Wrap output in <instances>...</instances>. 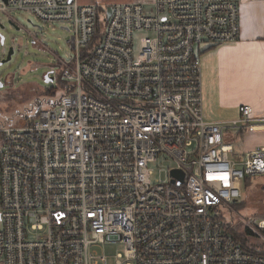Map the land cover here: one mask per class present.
Wrapping results in <instances>:
<instances>
[{
	"label": "built area",
	"instance_id": "1",
	"mask_svg": "<svg viewBox=\"0 0 264 264\" xmlns=\"http://www.w3.org/2000/svg\"><path fill=\"white\" fill-rule=\"evenodd\" d=\"M153 6L116 4L108 18L77 0H0V14L30 12L72 35L69 93L0 127V264H108L96 250L106 244L124 246L115 264H264L220 213H239L247 178L264 180V145L239 162L226 136L264 131V118L243 107L241 120L207 121L196 54L240 39V0ZM142 31L154 36L135 58ZM244 221L264 240V217Z\"/></svg>",
	"mask_w": 264,
	"mask_h": 264
},
{
	"label": "rangeland",
	"instance_id": "2",
	"mask_svg": "<svg viewBox=\"0 0 264 264\" xmlns=\"http://www.w3.org/2000/svg\"><path fill=\"white\" fill-rule=\"evenodd\" d=\"M91 1V5L103 9H109L116 4H138L147 10L154 8V0ZM0 20L4 26V29L0 26V35L4 41L2 48L0 39V127H18L21 126L22 120L28 119L29 122L35 120L39 111L48 110L49 103L60 97L61 91H58L55 97H51L47 90L53 87L59 90L64 86L62 65L63 62L71 61L72 52L68 41L72 35L67 30L69 26L43 23L30 12L11 10L8 14H0ZM10 22L14 26H11ZM134 35L133 49L136 58L141 52L143 39L154 35L144 31ZM11 48L14 50L12 59L2 65V57L6 54V50ZM50 79L54 82H49ZM245 133L246 130L243 135L237 132L231 134L233 137L231 144L235 148L232 158L246 157ZM2 145L0 137V154ZM158 176L159 174L155 176L154 182ZM254 182L255 187L248 189L244 196L243 209L234 208L239 212L238 214L221 208V216L226 221L233 220V225L238 232H242L243 228H250L245 224L244 219L255 217L258 220L264 217V195L261 187L264 185V180L257 179ZM254 234L258 237L255 244L261 247L264 240L260 239L255 232ZM96 250L100 255L108 257V264H115L116 257L123 253L124 246L106 244L97 246Z\"/></svg>",
	"mask_w": 264,
	"mask_h": 264
},
{
	"label": "crops",
	"instance_id": "3",
	"mask_svg": "<svg viewBox=\"0 0 264 264\" xmlns=\"http://www.w3.org/2000/svg\"><path fill=\"white\" fill-rule=\"evenodd\" d=\"M77 2L85 6L92 1ZM240 16L236 43H203L196 51L202 62L204 115L209 122L241 120L243 107H251L255 119L264 118V0H240ZM235 132L243 135L244 131H231L226 136L230 144ZM244 137L246 157L234 156L239 162L264 145L260 128L246 130Z\"/></svg>",
	"mask_w": 264,
	"mask_h": 264
},
{
	"label": "trees",
	"instance_id": "4",
	"mask_svg": "<svg viewBox=\"0 0 264 264\" xmlns=\"http://www.w3.org/2000/svg\"><path fill=\"white\" fill-rule=\"evenodd\" d=\"M99 13H103L102 10H98ZM104 28V23L101 22V20H98L97 26H96V35L93 39V43L90 46V48H92L95 44H97L101 38V31ZM48 94L51 97H55L58 93V91H61V95L59 98H61V96L69 93V87L68 85L64 82V86H62L59 90L56 88H50L47 90ZM58 98V99H59ZM57 100V99H56ZM54 101H52L51 103H49V106H51L53 104ZM28 119L22 120L21 124H29L30 122L27 121ZM253 179H249L247 178L245 180V184H246V188L244 191V195L243 197L247 194V190L250 189L251 187H255L254 183H253ZM245 204V199L243 201H239L234 203L233 208H237V209H243V205ZM223 221V226H225V230L228 231L234 238V240H237V242L242 246V248L248 252H254V253H258V254H263L264 252L262 251V247L264 245L259 247L257 246L255 243L256 239L258 238L257 235L254 234V232L251 230V228H243L242 232H238L236 231V227L233 225V220L230 221H226L225 219H221Z\"/></svg>",
	"mask_w": 264,
	"mask_h": 264
},
{
	"label": "water",
	"instance_id": "5",
	"mask_svg": "<svg viewBox=\"0 0 264 264\" xmlns=\"http://www.w3.org/2000/svg\"><path fill=\"white\" fill-rule=\"evenodd\" d=\"M71 1V0H70ZM111 11H112V8L110 7L109 9H107V17L108 18H110V16H111ZM11 26H14V24L12 23V22H10L9 23ZM0 26H1V28H3L4 29V26H2V23H1V20H0ZM13 53H14V50H13V48H11L10 50H9V54H8V57H7V59L5 60V61H3V62H1V64L2 65H5V64H7L8 62H10V60L12 59V55H13ZM49 82H54V80L53 79H50L49 80ZM173 173V177L174 178H178V180H179V183H182V181H183V178H184V174L182 173V172H179V171H174V172H172Z\"/></svg>",
	"mask_w": 264,
	"mask_h": 264
},
{
	"label": "flooded vegetation",
	"instance_id": "6",
	"mask_svg": "<svg viewBox=\"0 0 264 264\" xmlns=\"http://www.w3.org/2000/svg\"><path fill=\"white\" fill-rule=\"evenodd\" d=\"M0 39H1V47L3 48L4 47V41H3L2 35H0ZM9 50L8 49L6 50V54L2 57L1 62L5 61L7 59L8 54H9Z\"/></svg>",
	"mask_w": 264,
	"mask_h": 264
}]
</instances>
